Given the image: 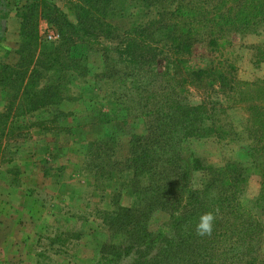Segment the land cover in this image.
Here are the masks:
<instances>
[{
	"label": "rangeland",
	"instance_id": "1",
	"mask_svg": "<svg viewBox=\"0 0 264 264\" xmlns=\"http://www.w3.org/2000/svg\"><path fill=\"white\" fill-rule=\"evenodd\" d=\"M47 1L58 5L68 21L76 22L72 9L68 7V0ZM251 1L252 5L247 6ZM259 1L264 3V0H224L216 13H223L221 18H213L214 13H209L210 7L205 4V12L199 9L198 14L186 18L184 22L201 20L206 15L209 18L207 24L204 21H192V25L186 26L184 32L175 27L174 34L178 36L175 43L183 45L188 38L192 42L187 53L174 55L175 43L171 44V38L159 42L160 35H156L153 40L147 41L156 46L165 45L168 56L165 55L166 59L153 68L166 71L169 75L165 79L169 81V91L174 92L176 89L181 92L179 94L186 99V103L212 109L207 110L205 116L210 115L208 124L214 120L216 131L206 135L198 129V136L181 141L177 149L183 161L190 164L192 158H201L204 164L213 167L232 163L242 168L246 181L242 183L240 198L254 213L260 226V232L256 234L259 235L256 239L258 262L264 261V208L256 207L254 198L260 190L264 162L259 154H251L249 133L264 136V15L255 16L250 13ZM37 2L38 12L47 14L48 10L40 4V0H0V66L17 62L21 15ZM215 3L220 4V0L213 1ZM112 4H115L113 15L107 20L119 32L145 23L150 24V32L163 21L159 15L161 12L168 23L176 22L174 16L166 12L161 4L151 5L148 0H112ZM48 18L41 15L36 18L38 43L54 46L58 43L57 29ZM2 20L6 25H3ZM205 25H208L207 28ZM188 31L192 34L190 37ZM90 43L88 60L94 72L102 66L99 55L104 45L112 48L116 41L101 38ZM138 43L141 44L140 41ZM110 52L112 56H117L114 50ZM175 56L182 61L179 66L172 64ZM198 71H202L199 76ZM3 75L0 72V77ZM97 82L92 76L79 79L70 85L68 99L57 106H48L31 113H22L20 102H14L9 107L12 91L6 83L0 82V114H6L5 119L0 118V168L11 172V177L1 174L0 180L9 177L13 184L24 183L19 169L23 162V156L18 154L20 148L33 154L35 162H40L38 165L47 176V184L41 188L40 195L45 202L44 206L32 205L27 200L19 203L26 210L29 208L33 217H42L41 228L38 230L41 236L40 253L24 256L23 261L17 258L24 264L133 262L132 256L116 263L107 259L110 249L105 246L125 244L129 234L126 227L110 226L109 219H103L105 213L115 211L121 202L125 203L121 204L124 207L140 203L137 194L136 202L133 199L135 194L132 188L125 186L131 174L119 173L116 164L122 163L126 157L132 134H141L145 130V122L151 119L146 115L147 109L152 108L151 103L154 108L162 111L166 123L168 121L173 124L167 114V108L173 101L170 98L168 100L166 95L159 97L160 90L155 88V92H152L154 100L147 93L137 96L146 99L148 105L139 102L135 96L139 103L135 106L132 104L127 110V100L122 99V105L114 106L105 100L119 86L107 83L105 88L99 89ZM40 84L43 85L44 81ZM94 136L96 139L93 141L104 140L108 143L103 146L107 150L100 155L98 150L89 147L93 142L89 138ZM178 136L181 138L182 134ZM95 152L98 157H95ZM67 155L66 163L70 164L68 172L66 163H60L65 160L58 161ZM52 156L53 159H50ZM12 161L13 165H10ZM108 174L112 175L110 179L107 178ZM78 176L81 177V184H77ZM140 180L142 186L147 183L145 177ZM202 184L203 173L193 172L192 187L201 188ZM221 216L225 219V215ZM32 223L31 227L35 224V229L39 227V223ZM170 225L167 212L157 210L151 215L146 228L152 235L148 239L152 252L161 248L162 237L169 233ZM101 249L104 251V259L101 258ZM14 256L5 254L2 257L6 261Z\"/></svg>",
	"mask_w": 264,
	"mask_h": 264
},
{
	"label": "trees",
	"instance_id": "2",
	"mask_svg": "<svg viewBox=\"0 0 264 264\" xmlns=\"http://www.w3.org/2000/svg\"><path fill=\"white\" fill-rule=\"evenodd\" d=\"M68 1V7L76 18L75 23L67 20L65 12L58 5L47 0H40V4L48 10L47 14L38 12V2L23 11L18 60L14 64L5 63L0 66V72L4 73L0 82L6 83L12 91L9 107L14 102H20L22 113H31L48 106H57L69 98L67 93L72 83L90 76L98 81L99 89L105 88L107 83L119 86L114 88L108 99L105 98L113 106L122 105V99L127 100V110L139 102L148 105L146 99L138 97L147 93L154 100L152 92H155V88L160 90L159 97L166 95L168 100L170 98L173 101L167 108L173 124L168 121L166 123L162 111L154 108L151 103L152 108L146 111L151 119L145 122V130L141 134H132L126 157L122 163L116 164L119 173L131 174L125 186L132 188L135 194L133 199L136 202L137 194L140 203L130 207L118 204L115 211L105 213L103 219H109L110 226L126 227L129 234L125 244L105 246L110 249L107 259L116 263L132 256V264H264V261L258 262L256 249L259 223L240 198L242 183L246 181L242 168L232 163L213 167L204 164L201 158H192L188 164L183 161L177 149L184 139L198 136V129L206 135L216 131L214 120L208 124L210 115L205 116L207 110L212 109L186 103V99L176 89L174 92L169 91V81L165 80L169 75L166 71L153 68L166 59L165 45L156 46L147 42L160 35L159 42L171 38L173 45L178 37L174 34L175 27L184 32L186 26L192 25V21H204L207 24L209 18L206 15L201 20L184 22L186 18L198 14L199 9L205 12V4L210 7L209 13H214L213 18L223 17V13H216L224 0H220V4H213L215 0H148L149 4H161L176 21L174 24L168 23L161 12L159 15L164 22L158 21L159 25L150 32V24L146 23L141 24L144 27L136 24L131 29L129 27L119 32L107 20L113 15L115 4H112V0ZM252 3L249 2L247 6ZM256 10L259 13H255ZM250 13L263 16L264 3L257 2ZM39 15L49 17L47 20L57 29L58 43L54 46L38 43L36 18ZM209 17L212 18L211 15ZM205 26L207 28L208 25ZM187 35L190 37L192 34L188 31ZM101 38L116 43L112 48L104 45L100 55L93 53L100 56L102 66L92 72L88 48L92 45L90 42ZM189 40L183 42V45L175 43L173 54L187 53L192 43ZM108 48L114 50L117 56H112ZM181 62L175 56L172 64L179 66ZM41 81H44L43 85ZM135 96H138L139 102H136ZM4 117L6 114H0L1 119ZM180 133L181 138L178 136ZM251 133V154H259L264 162V136ZM104 144H108L107 141L97 140L91 142L89 147L98 150L100 155L107 150ZM94 154L98 157L96 152ZM196 171L203 173L201 188H193L191 185V175ZM111 176L108 174L107 178ZM143 177L147 179L144 186L140 180ZM117 193L120 195V192ZM254 204L264 208V170ZM157 210L169 214L171 225L169 233L162 237L161 248L152 252L148 244L152 235L147 232L146 224ZM205 212L214 214V225L211 234L200 236L196 233L195 225L199 216ZM221 214L225 215V219ZM102 249L101 258L104 259Z\"/></svg>",
	"mask_w": 264,
	"mask_h": 264
},
{
	"label": "crops",
	"instance_id": "3",
	"mask_svg": "<svg viewBox=\"0 0 264 264\" xmlns=\"http://www.w3.org/2000/svg\"><path fill=\"white\" fill-rule=\"evenodd\" d=\"M0 13L2 12L0 11ZM3 25H6V22H3ZM95 139L96 137L94 136L89 138V141ZM22 150L23 148H20L18 154L23 156V162L19 165V169L21 176H23L22 182L24 183L13 184L12 180H9V177H11L9 169L1 170L0 168V175L9 176L4 180L2 178L0 180V264H24L17 258L23 261L25 260L24 256L39 254L41 249L39 245L41 236L38 230L41 228L42 217H33L31 210L29 208L26 210V207L19 203L27 200L32 205L35 203L36 205L44 206L45 202L42 201L40 195L42 192L41 188L47 184L45 179L47 176L44 175V170L39 167L38 164L40 162H35L34 157H32L33 154ZM67 157L69 156L60 158L58 161L65 160L60 161V163H66ZM49 158L53 159V156ZM10 165H13V161ZM10 165L7 164V167H10ZM65 166L68 172L70 164L66 163ZM79 179H81L80 176L77 177V184L82 183ZM121 204L125 205L122 202ZM32 222L39 223V227L35 229L37 224L31 227L30 223L33 225ZM30 230L32 231L30 232ZM5 254H14L15 256L5 261L2 257ZM21 255L23 256L22 258L19 257Z\"/></svg>",
	"mask_w": 264,
	"mask_h": 264
},
{
	"label": "clouds",
	"instance_id": "4",
	"mask_svg": "<svg viewBox=\"0 0 264 264\" xmlns=\"http://www.w3.org/2000/svg\"><path fill=\"white\" fill-rule=\"evenodd\" d=\"M215 216L212 212H205L199 216L195 225L196 233L200 236L211 234Z\"/></svg>",
	"mask_w": 264,
	"mask_h": 264
}]
</instances>
